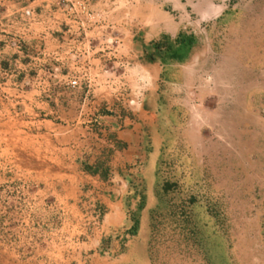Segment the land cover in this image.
<instances>
[{"label":"rangeland","instance_id":"obj_1","mask_svg":"<svg viewBox=\"0 0 264 264\" xmlns=\"http://www.w3.org/2000/svg\"><path fill=\"white\" fill-rule=\"evenodd\" d=\"M51 1L0 0V34L17 32L10 20L19 18L10 11L22 8L28 16L31 9H52ZM56 4L75 9L77 21L92 16L99 26L93 40L99 36L98 51L109 54V78L146 80L143 103H125L130 117L147 111L137 118L132 145L97 124L85 129L83 114L70 131L82 165L93 153L91 169L103 179L117 152L132 157L116 169L127 188L126 223L93 243L86 237L99 234L101 205L87 196L79 214L57 206L51 191L68 162L62 167L49 158L53 131L43 119L51 113L42 106L51 98H33L23 109L28 96L14 95L39 87L43 74L37 76L35 59L24 67L9 63L14 44L0 41V264H264V0ZM115 35L121 53L111 54ZM133 43L156 49V63L148 65L145 50L126 58ZM69 68L60 65L59 75H82ZM109 85L110 108L125 110L116 83ZM64 131L54 130L59 137Z\"/></svg>","mask_w":264,"mask_h":264},{"label":"crops","instance_id":"obj_2","mask_svg":"<svg viewBox=\"0 0 264 264\" xmlns=\"http://www.w3.org/2000/svg\"><path fill=\"white\" fill-rule=\"evenodd\" d=\"M55 1L57 0L51 1L52 9H31L28 16L24 15L22 10H20L22 8L10 11V13H14V16H18L19 20L22 21L23 19V22L16 21L15 17H12L10 23L16 26L17 32L14 34L8 29L1 30L0 41L6 43L12 41L14 44V47H8L10 52L6 53L9 63L13 62L14 65L24 67L32 63L31 59H35L37 61L35 63L40 66L36 69L37 76L40 73L41 75L43 74L39 79L40 81H38L40 86L15 91L14 95L20 97L28 96L24 103L25 106L23 105L22 107L23 109L33 106L31 105L33 98H51V102L48 100L50 102L49 107L46 104L42 106V110L46 108V111L48 110L46 113H51L50 118L43 119V122L53 131L50 147L53 156L49 158L62 164V167H64L63 164L66 165V162H68L66 165L67 169L62 170V173H58L61 175L62 180L57 181V186L52 188L51 194L60 209L76 211V214H79V203L83 197L88 196L92 200L93 205L95 203L101 205L103 211L99 229L96 231L99 234H94L95 237L92 239L90 237L93 234L86 237L88 241L91 240L93 243H98L101 240L102 231L106 232L109 229L119 228L126 223L122 199L126 196L127 188L125 181L121 177L122 174L118 171H121V166L130 162L132 157H130L129 153H126L127 151L117 152V156L115 155L109 161V167L104 179L99 176L98 172L92 173L83 170V162H81L79 157L81 153H79V148L77 149L76 147V139L70 134V131L76 127L72 123H76V118L83 114L85 119L82 120V123H84L85 129L89 128L91 130L92 125L97 124L105 130L111 131L115 139L124 142L129 147L133 144L131 138L136 136L134 129L140 127L138 119L142 118L147 111L141 108L142 110L139 109L137 114L130 117L129 112H132V110L127 108V105L130 102H135L136 105L144 99L146 96L145 89H147V86H145L146 80L140 77L141 80H134V82L125 80L121 83L119 75H112L109 78L107 65L109 54H101L98 51L99 36H96L97 40H93V34L96 33L99 26L93 25L92 16L85 13L80 15L83 19L80 18V21H77V11L75 9L60 8L57 5L58 3L55 6ZM41 6L44 7L42 4ZM33 11H36V14L33 15ZM1 13L3 11H0ZM86 17L89 18L86 19ZM120 40L121 38L115 35L113 39L115 48L113 45L111 46V54H113L114 50L121 53ZM147 46L143 45V43H133L131 48L126 51L125 57L129 59L139 58L143 54V50H145L150 52L147 59L149 60L148 65H150L152 60L155 61V55L152 56L151 54L152 49L154 51L156 49L152 48L151 45ZM29 54H34V56ZM117 56L121 58L119 54ZM117 63L118 61H115L116 65ZM139 63V61L136 62L137 65ZM64 64L70 66L69 69L73 67L75 72L79 71L82 75H77L73 78L67 74L60 76L58 68ZM144 65H147V63L144 62ZM138 66L142 68L140 64ZM45 73L51 75L45 76ZM16 74H23L22 70L16 72ZM71 79L76 81V85L73 87L69 85ZM149 81L151 82V79ZM113 82L116 83V93L120 94L119 97L116 94V99L121 100V106L125 110L110 108L112 97L115 94H112L114 88L109 83ZM81 83H83L82 88ZM149 89H151V85ZM121 91L123 92L120 93ZM76 97H83V104H78ZM102 106L104 110H99V107ZM34 111L31 109V112ZM35 112L38 113L39 111ZM60 116L65 125L55 121L56 119L61 120ZM61 128L65 129L63 132L65 133L63 135L64 138L63 136L59 137ZM54 130L59 132L56 134ZM66 132L68 133L67 135ZM61 137L63 138L62 147H60ZM91 137H93V134H91ZM93 138L87 139L93 140ZM95 160L96 156L91 153L87 156L86 163L92 168L91 164ZM88 244L87 247H89Z\"/></svg>","mask_w":264,"mask_h":264},{"label":"trees","instance_id":"obj_3","mask_svg":"<svg viewBox=\"0 0 264 264\" xmlns=\"http://www.w3.org/2000/svg\"><path fill=\"white\" fill-rule=\"evenodd\" d=\"M156 48H158L157 47V44H156ZM82 168H83V170L88 171V172H92V173H95L96 172V170L91 169L87 164H83L82 165Z\"/></svg>","mask_w":264,"mask_h":264},{"label":"built area","instance_id":"obj_4","mask_svg":"<svg viewBox=\"0 0 264 264\" xmlns=\"http://www.w3.org/2000/svg\"><path fill=\"white\" fill-rule=\"evenodd\" d=\"M70 83H71V85H74V84H75V81H74V80H72Z\"/></svg>","mask_w":264,"mask_h":264}]
</instances>
